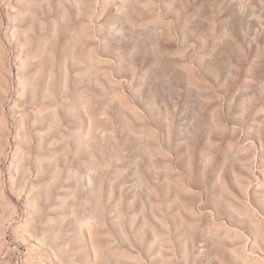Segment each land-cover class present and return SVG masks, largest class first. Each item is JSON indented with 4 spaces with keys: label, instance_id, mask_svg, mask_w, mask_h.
Masks as SVG:
<instances>
[{
    "label": "rangeland",
    "instance_id": "374dc122",
    "mask_svg": "<svg viewBox=\"0 0 264 264\" xmlns=\"http://www.w3.org/2000/svg\"><path fill=\"white\" fill-rule=\"evenodd\" d=\"M0 264H264V0H0Z\"/></svg>",
    "mask_w": 264,
    "mask_h": 264
}]
</instances>
